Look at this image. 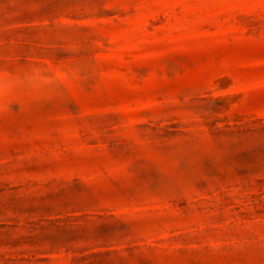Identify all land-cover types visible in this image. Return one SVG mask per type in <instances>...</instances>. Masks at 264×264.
Masks as SVG:
<instances>
[{"label":"rangeland","instance_id":"rangeland-1","mask_svg":"<svg viewBox=\"0 0 264 264\" xmlns=\"http://www.w3.org/2000/svg\"><path fill=\"white\" fill-rule=\"evenodd\" d=\"M0 264H264V0H0Z\"/></svg>","mask_w":264,"mask_h":264}]
</instances>
